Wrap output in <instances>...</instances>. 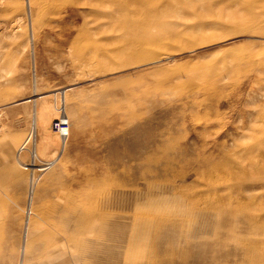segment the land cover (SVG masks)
I'll return each mask as SVG.
<instances>
[{"label": "rangeland", "instance_id": "374dc122", "mask_svg": "<svg viewBox=\"0 0 264 264\" xmlns=\"http://www.w3.org/2000/svg\"><path fill=\"white\" fill-rule=\"evenodd\" d=\"M0 264H264V0H0Z\"/></svg>", "mask_w": 264, "mask_h": 264}, {"label": "bare ground", "instance_id": "6f19581e", "mask_svg": "<svg viewBox=\"0 0 264 264\" xmlns=\"http://www.w3.org/2000/svg\"><path fill=\"white\" fill-rule=\"evenodd\" d=\"M64 131L66 130V129H63ZM59 135V134H58ZM59 137V139H61V137H60V135L58 136ZM58 149V148H57ZM58 152V151H57ZM56 152V153H57ZM56 153H53L52 154V158L51 159H49V163H48V165L49 164H51L52 162H53V160L55 159V155H56ZM46 168V167H45ZM45 168H42V169H45ZM41 169V168H40Z\"/></svg>", "mask_w": 264, "mask_h": 264}, {"label": "built area", "instance_id": "2783aa9c", "mask_svg": "<svg viewBox=\"0 0 264 264\" xmlns=\"http://www.w3.org/2000/svg\"><path fill=\"white\" fill-rule=\"evenodd\" d=\"M65 131L63 130V128H61L60 129V133L59 134H61V136H64L65 135V133H64Z\"/></svg>", "mask_w": 264, "mask_h": 264}]
</instances>
